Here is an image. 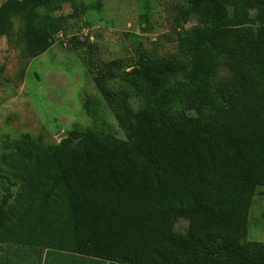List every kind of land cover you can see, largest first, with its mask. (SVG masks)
Here are the masks:
<instances>
[{
  "label": "trees",
  "instance_id": "obj_1",
  "mask_svg": "<svg viewBox=\"0 0 264 264\" xmlns=\"http://www.w3.org/2000/svg\"><path fill=\"white\" fill-rule=\"evenodd\" d=\"M140 1L142 32L162 27ZM102 8L4 0L0 36L37 57ZM165 32L175 52L156 55L127 34L133 56L90 60L101 97L84 99L92 125L52 142L23 132L5 146L0 243L46 249L56 264H264V241L246 239L264 187V0H184ZM101 99L124 137L100 126Z\"/></svg>",
  "mask_w": 264,
  "mask_h": 264
},
{
  "label": "rangeland",
  "instance_id": "obj_2",
  "mask_svg": "<svg viewBox=\"0 0 264 264\" xmlns=\"http://www.w3.org/2000/svg\"><path fill=\"white\" fill-rule=\"evenodd\" d=\"M148 1L155 8V20L162 25L155 30L142 32L140 0H103L101 10L91 9L80 21H73L66 31L58 33L55 44L37 57H29L23 41L15 36H0V155L23 132L42 135L45 142H52L61 140L63 132L68 136L72 128L93 124L84 110V99L87 92L101 97L87 68L90 60L133 56L137 36L156 55L176 51V40L168 37L170 32L162 34L172 27L184 0ZM72 11L70 3L64 4L63 12ZM20 27L21 21L16 19L15 29ZM226 72L222 69L218 76ZM100 101V126L124 137L111 110ZM249 222L247 241H264V187L258 188L253 198ZM186 227L187 221L183 219L176 224L179 231H185ZM53 256L38 247L0 243V264H45L46 260V264H56ZM76 259L79 261L81 257Z\"/></svg>",
  "mask_w": 264,
  "mask_h": 264
},
{
  "label": "crops",
  "instance_id": "obj_3",
  "mask_svg": "<svg viewBox=\"0 0 264 264\" xmlns=\"http://www.w3.org/2000/svg\"><path fill=\"white\" fill-rule=\"evenodd\" d=\"M83 264H101V263H96V262H87V261H84V263Z\"/></svg>",
  "mask_w": 264,
  "mask_h": 264
},
{
  "label": "water",
  "instance_id": "obj_4",
  "mask_svg": "<svg viewBox=\"0 0 264 264\" xmlns=\"http://www.w3.org/2000/svg\"><path fill=\"white\" fill-rule=\"evenodd\" d=\"M66 136H67V133H66V132H63V133L60 134V137H61V138H64V137H66Z\"/></svg>",
  "mask_w": 264,
  "mask_h": 264
}]
</instances>
